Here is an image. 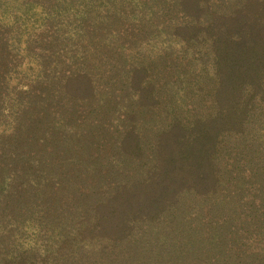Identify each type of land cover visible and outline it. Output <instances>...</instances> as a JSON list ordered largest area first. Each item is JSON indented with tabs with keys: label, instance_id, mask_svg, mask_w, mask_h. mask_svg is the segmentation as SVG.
<instances>
[{
	"label": "trees",
	"instance_id": "16d2710c",
	"mask_svg": "<svg viewBox=\"0 0 264 264\" xmlns=\"http://www.w3.org/2000/svg\"><path fill=\"white\" fill-rule=\"evenodd\" d=\"M0 264H264V0H0Z\"/></svg>",
	"mask_w": 264,
	"mask_h": 264
}]
</instances>
